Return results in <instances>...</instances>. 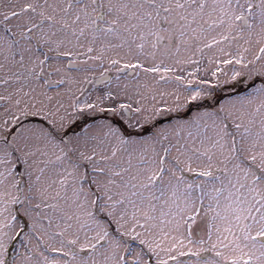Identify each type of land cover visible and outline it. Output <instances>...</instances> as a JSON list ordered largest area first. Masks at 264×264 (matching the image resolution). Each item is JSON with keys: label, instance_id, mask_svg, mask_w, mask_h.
I'll return each mask as SVG.
<instances>
[{"label": "snow or ice", "instance_id": "6c2138e0", "mask_svg": "<svg viewBox=\"0 0 264 264\" xmlns=\"http://www.w3.org/2000/svg\"><path fill=\"white\" fill-rule=\"evenodd\" d=\"M0 264H264V0H0Z\"/></svg>", "mask_w": 264, "mask_h": 264}]
</instances>
